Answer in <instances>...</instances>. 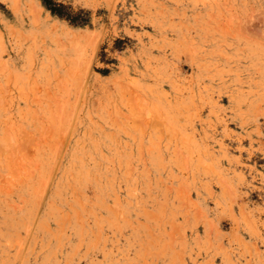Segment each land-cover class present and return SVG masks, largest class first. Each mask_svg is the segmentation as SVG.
Here are the masks:
<instances>
[{
  "label": "rangeland",
  "instance_id": "rangeland-1",
  "mask_svg": "<svg viewBox=\"0 0 264 264\" xmlns=\"http://www.w3.org/2000/svg\"><path fill=\"white\" fill-rule=\"evenodd\" d=\"M0 264H264V0H0Z\"/></svg>",
  "mask_w": 264,
  "mask_h": 264
},
{
  "label": "bare ground",
  "instance_id": "bare-ground-1",
  "mask_svg": "<svg viewBox=\"0 0 264 264\" xmlns=\"http://www.w3.org/2000/svg\"><path fill=\"white\" fill-rule=\"evenodd\" d=\"M80 165V164H79ZM71 166V165H70ZM83 166V165H82ZM99 167V166H98ZM57 168V167H56ZM71 168V167H70ZM74 168V167H73ZM78 168V167H77ZM89 168V167H88ZM54 169V168H53ZM67 169V168H66ZM52 172H53V170H52ZM51 172V173H52ZM54 172H55V170H54ZM100 172V171H99ZM63 173V172H62ZM73 173V172H72ZM38 174H40V172L38 173ZM82 174V173H81ZM89 174V173H88ZM54 175V174H53ZM34 176V175H33ZM82 176V175H81ZM45 177V176H44ZM51 177V176H50ZM72 178V177H71ZM96 178V177H95ZM50 180V179H49ZM54 181V180H53ZM52 182V181H51ZM67 182V181H66ZM70 182V181H69ZM86 182V181H85ZM59 186V185H58ZM66 190V189H65ZM67 191V190H66Z\"/></svg>",
  "mask_w": 264,
  "mask_h": 264
}]
</instances>
